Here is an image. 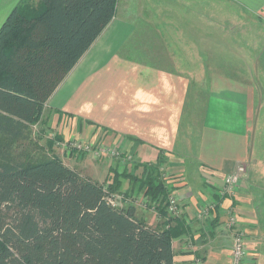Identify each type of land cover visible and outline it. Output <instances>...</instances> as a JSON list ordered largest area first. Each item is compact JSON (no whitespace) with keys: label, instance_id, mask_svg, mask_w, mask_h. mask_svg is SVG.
I'll list each match as a JSON object with an SVG mask.
<instances>
[{"label":"crops","instance_id":"1","mask_svg":"<svg viewBox=\"0 0 264 264\" xmlns=\"http://www.w3.org/2000/svg\"><path fill=\"white\" fill-rule=\"evenodd\" d=\"M19 1L0 0V26ZM197 1L201 16L195 22L208 28L211 2ZM230 1L241 7L237 8L241 15L255 20L256 30L264 28V0ZM124 9L128 15L115 13L47 100V125L65 141L76 138L93 145L95 141L116 145L122 153H133L141 164H155L159 152L163 153L167 178L162 180L179 204V213L168 216L178 217L183 228L171 241L173 264L196 260L231 264L234 229L227 227L229 212L236 215L246 241L242 264H264V34L255 32L250 37L251 48L240 44L234 50H226L225 41L231 42L226 36H217L219 49L213 54L211 38L205 40L195 22L191 37L178 26L175 34L154 28L148 35L145 18L132 16L137 12L130 6ZM134 24L139 25V36L145 37L144 49L170 63L137 64L118 58ZM200 51L202 77L196 81L189 63L180 60L200 57ZM219 55L220 64L225 58L232 62L225 67L210 64L212 56ZM211 66L218 68L217 78L207 71ZM211 74L213 80L207 79ZM66 119L72 125L69 132L62 130ZM109 161H104L106 174L94 169L90 176L109 177ZM111 161L113 167L119 165ZM238 165L245 166V176L228 194L223 179ZM121 181V189H127L128 181ZM209 204H215V210L208 218H199L200 210ZM136 215L150 227L163 220L150 207L136 208Z\"/></svg>","mask_w":264,"mask_h":264},{"label":"trees","instance_id":"2","mask_svg":"<svg viewBox=\"0 0 264 264\" xmlns=\"http://www.w3.org/2000/svg\"><path fill=\"white\" fill-rule=\"evenodd\" d=\"M116 3L20 0L0 26V264H173L171 241L183 228L167 213L163 153L155 164L134 159L140 178L109 169L106 184L113 193L127 180L124 195H143L163 218L150 227L133 204L110 206L102 184L26 149L47 100L112 21Z\"/></svg>","mask_w":264,"mask_h":264},{"label":"rangeland","instance_id":"3","mask_svg":"<svg viewBox=\"0 0 264 264\" xmlns=\"http://www.w3.org/2000/svg\"><path fill=\"white\" fill-rule=\"evenodd\" d=\"M130 1V0H129ZM128 0H117L116 3V9L115 13L117 15L121 16V13L123 15H128L126 10L124 9L125 6H130L131 10L136 11V14H132V16H136L135 18L144 17L143 21L147 24V26H143L146 33L149 35V30H153L154 28L162 29V32L172 34V32L175 34L176 26L179 27L181 30L180 32H183L184 34L187 33L189 37L192 35V27L193 23L195 22V18H199L201 15L200 9L198 7L199 1L197 0H131L129 2ZM195 1H197L195 3ZM211 2V9H210V17H208V20H210V24H208V28L210 27V30H208L207 25L200 26L199 24L197 26L198 22H195L194 26L196 30L199 31V28H201L200 33H204L205 40L208 38H211V48L213 54H217L216 49H219L218 42H217V36L224 37V39H229L230 45L225 41L224 46L226 50H234L235 48H238V45L245 44L249 48H251V41L250 37H253L255 32L263 33L264 34V28H258L256 30V25H253L252 23H255V20H252V17L246 13H240V11L237 8H241L239 5H237L236 2L230 1V0H210ZM182 5L184 7H182ZM159 18V19H158ZM152 19V20H149ZM161 19V20H160ZM155 20V21H154ZM206 20V19H205ZM149 22V23H148ZM159 22L162 24L160 25ZM178 22H181V24H178ZM157 23V25H155ZM177 24V25H176ZM199 27V28H197ZM140 28L139 25L134 24L133 29L128 35V39L124 40L122 44L124 45V49L119 50L118 58L121 60L131 61L132 63L137 64H143L145 61L147 63H156L158 65H167L170 63V59L165 58H154L152 57L147 50L144 49V44H146L145 37L139 36ZM245 36V37H244ZM216 39V40H213ZM148 43V42H147ZM196 47L199 45H202L199 42H195ZM221 43V42H220ZM219 43V44H220ZM149 45V44H147ZM200 48V46H199ZM147 49V47H146ZM215 50V51H214ZM126 54L124 57L122 54ZM202 53V54H201ZM128 58V59H127ZM203 51H200V57L195 55L193 58H181L180 61H182V64H185L186 62L189 63V67H191V70L194 73L195 80L201 81L202 73H200V66L203 65ZM131 59V60H129ZM212 61L210 64L218 65L220 67L221 65L223 67L230 64L231 58L227 59L225 58L222 62V57L219 56H212ZM240 65V64H239ZM187 67V66H185ZM184 68V67H183ZM208 72H212L218 74V68L215 67L213 70V66ZM215 74H211V77H207L212 79L215 77ZM199 89H196V91ZM196 112V111H195ZM47 115L45 108L43 107V115L40 122L36 123L34 126L31 127V142L30 144L26 145V149L30 151L31 155H47L48 157H54L61 160V162L66 165L67 167L77 171L81 175L88 177L99 184H102L103 188H106V184L109 181V177L106 174V164L104 163L105 160H110V169L112 166L111 160H117V169L119 170H129L132 172V174L141 177L142 168L135 169L133 165H136L134 161V154L133 153H122L121 150L116 145L101 143L98 141L92 142L96 146L104 147L107 151L110 149L115 148L119 150V155L122 154L123 160H119L116 158V154H111L114 156H111L109 153L101 155L98 159L93 158L89 153H85L83 151L77 150L74 146L72 147V143L80 144L84 143L85 141L77 140L76 138H72L70 140H64L63 137L58 133L54 132L48 125H47ZM80 120L76 121V125H79L81 122ZM65 125L63 126V131H68L71 129L72 125L70 126V122L66 119L64 120ZM56 130V129H55ZM57 136L61 138V142L59 145L53 144V137ZM77 137V136H75ZM50 141L52 144H50ZM59 142V141H58ZM85 144V143H84ZM71 146V148L69 147ZM111 152V151H110ZM79 153V154H78ZM118 155V157H119ZM163 156V154H162ZM164 158V156H163ZM136 162H138L136 160ZM103 164V165H102ZM104 166V168L102 167ZM97 169L98 172L105 174L100 177L99 179L96 177H91V171ZM161 178L166 179L167 176L164 174L163 170H160ZM127 181V180H125ZM123 181H121L122 183ZM165 182V181H164ZM168 185V184H167ZM130 183L127 185V189L123 190L120 187V191L113 192L117 194H122L124 197H122V205L125 204H131V202H136L135 208H151L153 209L149 203L148 200L144 198L143 195H124L129 190ZM172 195V193H169V196ZM142 200H144L142 202ZM141 203V204H140ZM151 214H153L151 212Z\"/></svg>","mask_w":264,"mask_h":264},{"label":"built area","instance_id":"4","mask_svg":"<svg viewBox=\"0 0 264 264\" xmlns=\"http://www.w3.org/2000/svg\"><path fill=\"white\" fill-rule=\"evenodd\" d=\"M85 143V144H84ZM80 143L76 144L75 142L71 144V146L77 148V150L83 151L85 153H89L93 158L98 159L101 155L106 153L116 154V158L119 160H123L122 154L119 155V150L115 148L110 149L107 151L104 149V147L101 146H95L91 143ZM60 142H56L55 145H59ZM71 146H69L71 148ZM111 151V152H110ZM110 154V155H111ZM119 155V157H118ZM114 156V155H111ZM246 168L244 165H238L235 168V171L231 174H227L223 179V190L230 194L233 193V190L236 185L239 184L240 180L245 176ZM106 192V202L116 208H122L124 205L122 202V197H124L122 194L117 193H109L105 188H103ZM144 200H142L143 202ZM131 204L136 206V202H131ZM141 204V203H140ZM215 210V204H209L202 210H200L198 217L199 218H208L210 213H212ZM167 213L170 216H176L179 213V204L178 200L174 195L168 196L167 199ZM229 218L227 222V227L229 229H234L233 232V238H232V248H231V264H242L245 256H246V241L244 238V234L237 228V218L236 215L229 212ZM195 264H200L199 260L195 261Z\"/></svg>","mask_w":264,"mask_h":264}]
</instances>
